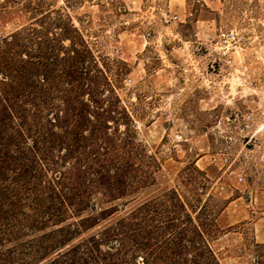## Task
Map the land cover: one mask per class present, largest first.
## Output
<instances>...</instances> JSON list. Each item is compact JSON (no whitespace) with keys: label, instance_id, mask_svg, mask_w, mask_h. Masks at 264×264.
<instances>
[{"label":"trees","instance_id":"trees-1","mask_svg":"<svg viewBox=\"0 0 264 264\" xmlns=\"http://www.w3.org/2000/svg\"><path fill=\"white\" fill-rule=\"evenodd\" d=\"M33 4L36 22L0 41V264H221L223 208L195 164L189 192L129 208L162 164L119 95L123 68Z\"/></svg>","mask_w":264,"mask_h":264},{"label":"rangeland","instance_id":"rangeland-1","mask_svg":"<svg viewBox=\"0 0 264 264\" xmlns=\"http://www.w3.org/2000/svg\"><path fill=\"white\" fill-rule=\"evenodd\" d=\"M41 1L101 65L123 68L119 95L162 164L129 208L189 192L182 171L195 164L203 200L223 208L221 264H264V0ZM35 2L0 0V41L36 22Z\"/></svg>","mask_w":264,"mask_h":264}]
</instances>
